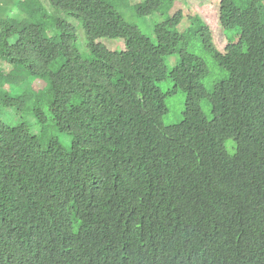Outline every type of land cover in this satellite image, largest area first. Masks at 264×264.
<instances>
[{
    "label": "trees",
    "instance_id": "1",
    "mask_svg": "<svg viewBox=\"0 0 264 264\" xmlns=\"http://www.w3.org/2000/svg\"><path fill=\"white\" fill-rule=\"evenodd\" d=\"M47 1L0 0V264H264V0H218L224 51L175 0L135 5L154 38L112 0ZM50 10L86 15L89 53Z\"/></svg>",
    "mask_w": 264,
    "mask_h": 264
},
{
    "label": "rangeland",
    "instance_id": "2",
    "mask_svg": "<svg viewBox=\"0 0 264 264\" xmlns=\"http://www.w3.org/2000/svg\"><path fill=\"white\" fill-rule=\"evenodd\" d=\"M45 6H49V3L47 0H43ZM144 0H112L113 6L116 8V10L126 19L127 22L136 24L140 27V29L149 35L150 37L154 38L153 33V27L156 22H160L164 20V16L157 13L152 16H141L137 13L135 9V5L138 2H141ZM188 6L190 8L189 14H192L195 10L198 11V13L201 15V17L208 23L210 26L215 45L220 50L224 51L227 43L229 42V35L231 34L228 30L224 32L223 27L220 24L219 21V7H218V0H175L174 7L172 11L178 10L181 7ZM16 16L18 18H22L24 15L23 12H21L18 9H15ZM51 13H56L55 11H51ZM57 16L65 18V21L68 22V24L72 27H75L77 31V45L80 48L81 52H87L89 53V50L87 48L86 42L88 43V35L86 30V15L85 14H73L68 11L59 10L57 13ZM91 21V18H90ZM189 23L188 20H184V24ZM103 41L107 44L110 50L115 49H122L125 47V44L123 41H113V39L104 38ZM196 52L200 53L201 50H198V48L193 49ZM177 55L168 56L167 64L171 68L173 65L176 64L177 61ZM222 74H226L224 77L227 76V72H223ZM213 76V77H212ZM38 78H35L34 75L25 72V75L20 79V83H26V86H29L31 82H36ZM219 80L215 77L214 74H208L207 77H205V83L207 89L212 92L213 84L215 81ZM42 83H40L41 85ZM163 87H169L173 85V82L168 78V80H164L162 82ZM34 85V84H33ZM21 84L15 85L12 87V90L14 92H19L21 88H23ZM185 101H186V93L183 90H178L176 94L168 97V104H169V113L164 118L165 124H175L179 123L182 120V113L185 109ZM202 107L206 113V116H208L210 119L213 117L212 112V106L211 101L208 97L204 98L202 101ZM5 110H8V113H5L3 116L8 122H13L14 120L18 119V114L12 109L7 108ZM24 114L22 115V119L24 118ZM26 119L29 120V122H32L34 124L33 126V132L34 133H40L41 132V126L37 124V119L34 115L28 114L26 116ZM50 134L55 135L53 129L48 125ZM43 131V130H42ZM48 135H50L47 132ZM61 140H70V137L67 136V134L60 133L56 134ZM234 144L235 147V141L234 139H230L227 142V146H229V149L232 148ZM232 150V149H230Z\"/></svg>",
    "mask_w": 264,
    "mask_h": 264
},
{
    "label": "clouds",
    "instance_id": "3",
    "mask_svg": "<svg viewBox=\"0 0 264 264\" xmlns=\"http://www.w3.org/2000/svg\"><path fill=\"white\" fill-rule=\"evenodd\" d=\"M73 28H75V27H73ZM74 36H75V39L72 41V43H73V45L74 46H76L79 50H80V48L78 47V45H77V31H76V33H74ZM90 41H91V39L88 37V43L86 42V45H87V48H88V50L90 49L91 50V44H90ZM120 41H123L124 42V40H120ZM95 42H102L103 44H105L106 46H107V44L103 41V39L102 40H95ZM124 44H125V42H124ZM107 48L109 49V47L107 46ZM89 50V51H90ZM80 52H81V50H80ZM38 79L36 80V82L34 83V86H35V88L37 87V86H41L42 87V89H44L45 88V86H46V89H47V81H46V79L43 77V76H41V75H39L38 77H37ZM40 83H42L41 85H40ZM46 89L44 90V91H46ZM46 93V92H45ZM34 260V259H33Z\"/></svg>",
    "mask_w": 264,
    "mask_h": 264
}]
</instances>
